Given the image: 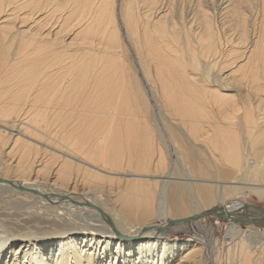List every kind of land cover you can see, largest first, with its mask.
I'll use <instances>...</instances> for the list:
<instances>
[{
	"label": "bare ground",
	"instance_id": "bare-ground-1",
	"mask_svg": "<svg viewBox=\"0 0 264 264\" xmlns=\"http://www.w3.org/2000/svg\"><path fill=\"white\" fill-rule=\"evenodd\" d=\"M237 192L264 198V0H0V264H264Z\"/></svg>",
	"mask_w": 264,
	"mask_h": 264
},
{
	"label": "rangeland",
	"instance_id": "rangeland-1",
	"mask_svg": "<svg viewBox=\"0 0 264 264\" xmlns=\"http://www.w3.org/2000/svg\"><path fill=\"white\" fill-rule=\"evenodd\" d=\"M149 99H150V97H149ZM172 160H175V157H172ZM174 169H176V172L180 173L179 174L180 177H181V174L182 175L185 174L184 171L181 169V167L178 166V165L176 167H174ZM234 197L245 201L247 204H251V205H254V206H257V207H263L264 208V198H260V197H258L255 194H252V193H249V192H242V193L237 192ZM110 206H112V205L109 204V207ZM214 218L215 217H206V219L204 218V220L208 224L213 225V227L215 229L217 228L216 229V235L219 238H221L223 236L224 232H225L224 222H222L220 219H216V218L214 219ZM148 222H153V219H149ZM154 223L159 224L158 222H155V221H154ZM168 235H169L170 239L182 240V239L187 238L189 235L190 236H193V235H196V236L198 235L199 236V233L197 231L190 230L189 234H185V233H182V232H169Z\"/></svg>",
	"mask_w": 264,
	"mask_h": 264
},
{
	"label": "water",
	"instance_id": "water-1",
	"mask_svg": "<svg viewBox=\"0 0 264 264\" xmlns=\"http://www.w3.org/2000/svg\"><path fill=\"white\" fill-rule=\"evenodd\" d=\"M109 221V220H108ZM111 222H109V224H110ZM175 224H177V222L176 221H174V222H169L165 227H168V226H173V225H175ZM164 229V228H163ZM158 230H161V229H158Z\"/></svg>",
	"mask_w": 264,
	"mask_h": 264
}]
</instances>
